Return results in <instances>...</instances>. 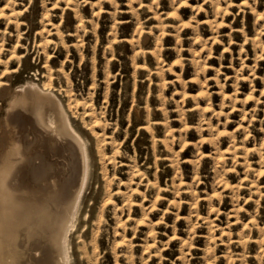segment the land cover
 <instances>
[{
  "label": "rangeland",
  "instance_id": "374dc122",
  "mask_svg": "<svg viewBox=\"0 0 264 264\" xmlns=\"http://www.w3.org/2000/svg\"><path fill=\"white\" fill-rule=\"evenodd\" d=\"M27 78L94 149L72 264H264V0H0Z\"/></svg>",
  "mask_w": 264,
  "mask_h": 264
},
{
  "label": "bare ground",
  "instance_id": "6f19581e",
  "mask_svg": "<svg viewBox=\"0 0 264 264\" xmlns=\"http://www.w3.org/2000/svg\"><path fill=\"white\" fill-rule=\"evenodd\" d=\"M7 84L0 94V264H72L87 224L91 138L54 88L32 78Z\"/></svg>",
  "mask_w": 264,
  "mask_h": 264
}]
</instances>
